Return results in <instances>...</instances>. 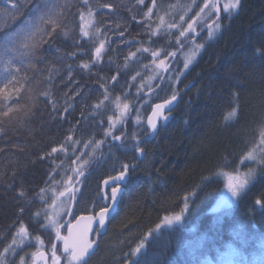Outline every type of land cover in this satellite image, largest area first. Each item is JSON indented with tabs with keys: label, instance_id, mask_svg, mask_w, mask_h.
Instances as JSON below:
<instances>
[{
	"label": "trees",
	"instance_id": "obj_1",
	"mask_svg": "<svg viewBox=\"0 0 264 264\" xmlns=\"http://www.w3.org/2000/svg\"><path fill=\"white\" fill-rule=\"evenodd\" d=\"M207 1L0 0V88L8 85L0 96V258L21 228L52 249L56 234L41 215L43 200L81 157L90 161L72 219L97 213L103 180L124 165L130 172L86 264H219L231 245L243 254L234 264H264V0H241L227 12L221 0L222 16L211 26L219 31L185 45L156 93L142 96L161 78L154 62L169 63L192 39L180 29ZM215 17L214 8L196 31ZM195 45L202 50L185 67L184 53ZM173 96L180 101L171 121L149 138L152 106ZM125 102L133 109L127 134L110 144L111 120ZM241 175L247 187L221 209L226 177ZM177 213L181 222L162 228ZM24 247L7 264H32L36 246ZM58 256L67 264L59 248Z\"/></svg>",
	"mask_w": 264,
	"mask_h": 264
},
{
	"label": "rangeland",
	"instance_id": "obj_2",
	"mask_svg": "<svg viewBox=\"0 0 264 264\" xmlns=\"http://www.w3.org/2000/svg\"><path fill=\"white\" fill-rule=\"evenodd\" d=\"M231 2H232V0H224L223 11H225V5H229ZM205 5H207V7H204L203 11L199 15L197 14L190 22H188V24H186V26L182 30L180 29V35H181L182 39H186L190 36H193L192 38L195 37V35L198 33L196 31L198 29V25L203 23L202 21L204 19V15L215 8V0H208ZM229 11H233V10L229 9ZM93 21H94L93 15H89L86 18H84L85 27L87 29H89L92 26ZM189 24H192L191 29L188 28ZM218 31H219V29L217 30L216 26H215L212 29L213 35L216 34ZM181 33H183V35ZM197 39H196V41H197ZM195 42H192V44H194ZM200 50H202V47L199 45H195L190 50V52L184 53V59H185V62L187 63V66H190L194 62V60L196 59ZM104 51H105V46H103V48L100 52L99 58L96 55L97 60L102 57ZM168 60H169V57L166 60H156L154 62V65H155L154 67L156 68L157 72H160V71L162 72L164 70V68L168 64ZM125 105H127V108L124 107ZM129 110H130V106L127 102L123 103L119 107L117 115L111 120V127L109 129V133L107 136L108 138H112L113 136H115L116 132L122 126L124 120L128 116ZM89 161H90V159H81V157H79L75 161V163L73 165L72 172L70 174V177L67 179V181L65 183L59 185V187L55 186V187L51 188L49 191V196H51V197L48 196V198H45L43 200L45 204H44V208L42 209L43 211H42L41 215L44 218V221H46V225L49 228H51L55 232V234H56V229L52 226L51 221H55L56 225L59 227L60 224L65 219L66 214H67L68 209H69V205H70V196H65L64 193L72 185V183L74 182L76 177L88 166ZM231 177H237L239 180L245 181V183L242 187H239L237 189L238 195L233 196L231 191L228 188L229 176L226 177V188H225V191L221 197V203H219L221 205L219 207L223 210H228L229 208L234 206L238 197L240 196V194L243 192V190L247 187V185L249 183V180L245 175L231 176ZM175 215H180L181 219H182L183 215L180 213L170 214V215H168V217H172ZM181 219L179 221H173V223H171V224H167L163 221L161 226H162V228L172 227L176 224H179L181 222ZM23 229H25V228H23ZM20 230L21 229H19V231H17L15 233V237L13 239V242L9 245V247L6 250V252L4 253V255H2V257L0 258V264H7V262H6L7 255L10 252H12L14 254L18 249L25 248L24 246L27 244L36 246V248L34 249L33 255L37 251L44 249V244L43 243L41 244L39 242V241H42L40 238H39V240H37L38 237L32 236L30 234L29 230H27V229H25L26 235L24 233H22ZM97 238L98 237L95 236L96 240H97ZM140 252H141V250H140ZM139 253H137V252L135 253V258L138 257ZM241 257H243L241 250L238 247L231 245L229 247L228 252L222 257L223 262L219 263V264H234V261H236L237 259H240ZM32 258H33V256H32ZM21 262H23V261H21ZM21 262H20V264H21ZM129 264H131V263H129ZM209 264H211V263H209Z\"/></svg>",
	"mask_w": 264,
	"mask_h": 264
},
{
	"label": "snow or ice",
	"instance_id": "obj_3",
	"mask_svg": "<svg viewBox=\"0 0 264 264\" xmlns=\"http://www.w3.org/2000/svg\"><path fill=\"white\" fill-rule=\"evenodd\" d=\"M241 0H232V2L229 5H225V11H229V9L235 11L238 10L239 5H240ZM15 7V5H14ZM207 7V5H205ZM217 14L219 13V8H216ZM218 18V16H217ZM41 20H44V17H40ZM48 22L53 23V31H55V22L51 21L49 18ZM209 31V37L213 35V32L211 30ZM188 28H192V24L188 25ZM216 29H219V24L216 25ZM87 35V33H84ZM183 35V33H181ZM27 47V45H25ZM103 48V45L99 48L96 49V55L99 58L100 52ZM83 67H87V65H83ZM185 67H187V63L185 64ZM8 92V85L5 84L3 88H0V96H4ZM173 100L175 99V96L172 98ZM168 103H171L169 101ZM127 108V105L124 106ZM163 105H157V108H162ZM153 115H156L155 113ZM236 115L235 110L229 114L230 117H234ZM149 123L151 124L153 130L156 128V124L154 121L150 120ZM118 139V137H116ZM53 151H56V149H53ZM142 151V150H141ZM249 158H252V154H249ZM128 166L124 165V170L119 173V175L110 178L111 183L109 180H104V185L109 188V191H106L103 199L104 200H109L110 198V204L112 206H116L118 204L117 197L121 192V187L120 183L118 182H123L125 178L127 177L128 174ZM82 175V173H81ZM228 188L231 191L233 196L238 195L237 189L239 187H242L245 183L243 180H239L237 177H231L229 176L228 178ZM63 194V193H62ZM194 195V193H193ZM187 197H185V204H184V210L187 209L188 204H187ZM259 203V201H258ZM117 210L116 207H110L109 204H105L102 206L99 210L98 213L95 215H89L87 217L85 216H80L78 219H76L75 224H72L71 221H69V226L67 228V236H61L60 235V230L59 227L56 225L55 221H51L52 226L56 229V239L63 241V252L66 253V261L67 264H86L85 257L89 255L90 249L93 247V242L89 240V235L93 234L92 233V225L96 224L97 225V231L94 233V235L99 236L100 235V230L104 229L105 227V221L109 219L110 213H115ZM70 214V213H69ZM181 219L180 215H175L172 217L165 216L164 217V222L167 224L173 223V221H179ZM82 222H86L82 224ZM75 230V232H74ZM22 233L26 235V230L21 228L20 230ZM39 240V238H37ZM41 244L43 243L42 241H39ZM142 245L138 246L135 249V252L139 253L141 250ZM39 255L42 257L43 253H39ZM52 256H53V264H60V256L56 255V245H52ZM23 264V262H21Z\"/></svg>",
	"mask_w": 264,
	"mask_h": 264
},
{
	"label": "water",
	"instance_id": "obj_4",
	"mask_svg": "<svg viewBox=\"0 0 264 264\" xmlns=\"http://www.w3.org/2000/svg\"><path fill=\"white\" fill-rule=\"evenodd\" d=\"M220 1L221 0H216V6H215V10L216 8L218 7L219 8V13L217 14V11H216V17L215 19L210 23V24H207L206 26H204L196 35L194 38H192L190 41H187L186 43H184L183 45L180 46V48L176 51V53L173 55L172 59L170 60V62L167 64V66L164 68V70L162 71V75H161V78L159 80V83L156 87L148 90V91H145L142 96L143 97H148V96H152L153 94L156 93V91L161 87V85L163 84L167 74L170 72V70L172 69L173 65L175 64L178 56L180 55L181 51L183 50V48L185 47V45H187L189 42H195L196 39L207 29H209L210 27L209 26H213L221 17L222 15V10H221V5H220ZM218 16V18H217ZM173 97H170L164 101H161V102H157L155 103L152 108H151V111L146 119V128L147 130L149 131V138L151 139H154L157 135H158V132H159V129L161 126H166L172 119V116H171V113L177 108L178 104H179V101H180V97L179 96H175V99L173 100L172 99ZM169 101H171V103H168ZM137 104V103H136ZM157 105H163L162 108H157ZM132 112H133V109L130 110L129 112V115L127 117V119L125 120L124 122V132L120 135H117L115 137H113L110 141V144H120L122 142V140L125 138L126 134H127V130H126V126H127V122L128 120L132 117ZM156 114V115H153V114ZM152 120L155 122L156 124V128L155 130H153L151 124L149 123V121ZM118 137V139L116 138ZM142 150V151H141ZM137 157L140 161H142L144 158H145V151L143 149H139L137 151ZM128 171V170H127ZM82 173V175H81ZM77 179L74 181V183L68 188V190L65 192V196H68L70 195L71 197V202H70V207H69V210H68V213L64 219V221L60 224L59 226V230H60V235L61 236H67L68 233H67V228L69 226V221H71V218H72V214H73V211H74V207H75V202H76V188L78 187V185L81 183V181L84 179V177L88 174V171H83L81 172ZM119 175L116 174L114 176H111L109 178H106L105 180H109L110 183H111V179L112 177H115ZM129 179H130V172L128 171V174H127V177L125 178V180L123 182H118L120 183V187H121V192L120 194L118 195L117 197V200H118V204L116 206H112L110 204V198L109 200H104L103 199V196L105 194L106 191H109L110 189L107 188L105 185H104V180L101 184V198L103 200V204L105 205L106 203L109 204L110 207H116L117 210H118V207H119V204L121 202V199H122V195H123V190H124V187L127 185V183L129 182ZM258 206L260 207V209L262 208L261 206V203L259 202L258 203ZM116 210V212H117ZM99 212V211H98ZM97 212V213H98ZM115 213H110V217L108 220L105 221V227L104 229L100 230V237L101 236H104L107 231H108V227H109V223L111 221V219L115 216ZM70 213V214H69ZM96 214V213H95ZM95 214H83V215H80V216H89V215H95ZM80 216H77L76 218H74L71 223L72 224H75V221L76 219H78ZM86 222H82V224H84ZM66 229L65 233L63 234V229ZM97 231V225L96 224H93L92 225V233L93 234H90L89 235V240H91L93 242V247L92 249H90V252H89V255L87 257H85V261L87 262L91 257H93L95 255V253L97 252L98 250V242H96L94 240V233ZM75 232V230H74ZM56 245V255H57V250H58V246H60V250H61V253L62 255L66 256V253L63 252V241H60V240H57L55 239V243ZM43 253V256L41 257L39 255V253ZM58 256V255H57ZM53 259V256H52V251L50 252H47L46 250H40L38 252H36L33 256V261H32V264H49V261L50 259Z\"/></svg>",
	"mask_w": 264,
	"mask_h": 264
},
{
	"label": "bare ground",
	"instance_id": "obj_5",
	"mask_svg": "<svg viewBox=\"0 0 264 264\" xmlns=\"http://www.w3.org/2000/svg\"><path fill=\"white\" fill-rule=\"evenodd\" d=\"M144 160V159H143Z\"/></svg>",
	"mask_w": 264,
	"mask_h": 264
}]
</instances>
